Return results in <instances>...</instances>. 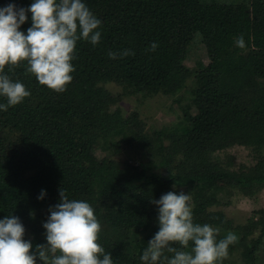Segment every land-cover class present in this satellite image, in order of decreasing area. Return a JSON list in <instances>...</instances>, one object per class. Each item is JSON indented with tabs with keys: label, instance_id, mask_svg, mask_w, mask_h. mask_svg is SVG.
I'll return each mask as SVG.
<instances>
[{
	"label": "trees",
	"instance_id": "16d2710c",
	"mask_svg": "<svg viewBox=\"0 0 264 264\" xmlns=\"http://www.w3.org/2000/svg\"><path fill=\"white\" fill-rule=\"evenodd\" d=\"M30 2L0 0V6L26 8ZM85 3L102 21L101 39L95 46L77 42L72 61L77 71L65 91L40 85L24 63L5 66L10 78L31 94L0 111V218L19 217L31 235L24 238L34 247L43 244L42 224L61 188L69 198L93 207L101 223L97 242L111 253L113 264H141L139 257L158 230L157 210L150 201L183 191L192 197L194 223L218 229V240L236 235L228 254L237 259L220 264H257L264 209L257 212L256 222L249 220L260 232L250 242L246 236L251 229L233 227L215 209L230 194L251 198L264 191V0ZM28 27L30 20L21 30ZM240 35L244 49L235 44ZM196 37L208 62L193 74L182 63ZM154 41L157 49L148 50ZM125 49L134 55L121 56ZM109 52L117 58L111 59ZM192 76L186 107L195 114L185 111L182 122L172 127L146 130L136 113L124 118L109 110V84L129 96L178 95ZM0 103L6 99L0 97ZM117 140L126 148H116ZM96 145L113 154L99 159ZM234 147L250 152L253 164L237 170L223 164L224 153ZM121 156L127 158L121 161ZM42 189L46 195L37 200ZM190 248L191 242L183 250Z\"/></svg>",
	"mask_w": 264,
	"mask_h": 264
},
{
	"label": "clouds",
	"instance_id": "9594fccd",
	"mask_svg": "<svg viewBox=\"0 0 264 264\" xmlns=\"http://www.w3.org/2000/svg\"><path fill=\"white\" fill-rule=\"evenodd\" d=\"M29 20L30 27L22 31L21 26ZM101 24L85 0H31L26 8L15 3L0 6V97L6 99L0 103V111L22 103L31 94L23 83L10 78L5 66L24 63L40 85L63 92L73 79L77 42L97 45ZM235 44L240 49L246 47L243 35ZM157 47L154 41L148 50ZM108 55L117 58V53ZM120 55L134 53L125 49ZM45 195L42 189L37 200ZM58 195L42 224L43 244L34 247L24 238L25 227L19 217L10 214L0 218V264H113L111 253L97 242L101 223L90 203L69 198L61 188ZM150 202L157 210L158 230L140 255L141 264H220L227 257L236 235L228 233L218 240V229L194 223L189 193L169 191ZM190 242V250H183Z\"/></svg>",
	"mask_w": 264,
	"mask_h": 264
},
{
	"label": "rangeland",
	"instance_id": "374dc122",
	"mask_svg": "<svg viewBox=\"0 0 264 264\" xmlns=\"http://www.w3.org/2000/svg\"><path fill=\"white\" fill-rule=\"evenodd\" d=\"M207 62L208 59L202 46V41L196 37L192 40V42H190L187 49V55L182 65L194 74L199 66L206 65ZM193 84L194 77L192 76L185 86L187 90L182 91L178 95H167L162 92H147L143 93V95L139 94L129 96L122 87L115 84H109L105 89L113 99V104L111 103L109 108L111 112H115V114H119L124 118L136 113L140 123L146 127V130H150V128L159 130L163 127H172L177 123L182 122L185 111H188V113L192 115L195 114V110L193 108L187 109L186 107L190 102L189 91ZM93 107L95 110H98L100 108V104L96 103ZM117 141L118 147L116 148H126V144L123 141ZM97 146L98 145L95 146V151L96 157L99 159L106 155L113 154L112 152L107 153L110 148L108 149L104 147V149L99 150ZM224 154L225 156H223V158L225 159L221 162L225 165L231 166L235 170L238 169V166L241 168L243 166H251L253 164L254 158L246 149L234 147L226 151ZM125 157L127 158V156H121V158H118L123 161L126 159ZM229 160L235 165L229 164ZM263 209L264 191L254 194L251 198L244 197L240 193L235 195L230 194L227 198L223 197V202L216 207L215 211L223 212L233 227H244L245 231H247V229H251L253 233L246 236L247 240L250 242L257 237H260V232L251 226L249 220L253 218L252 221L256 222V218H258L257 212ZM41 221L43 222L44 219L42 218ZM25 234L31 238L30 231H28L27 228ZM262 242V248L258 250L256 255V258L259 261L257 264H264V236ZM237 257L238 256L236 254L232 257L228 254L227 257L222 258L221 261L231 263L230 261L237 259Z\"/></svg>",
	"mask_w": 264,
	"mask_h": 264
}]
</instances>
